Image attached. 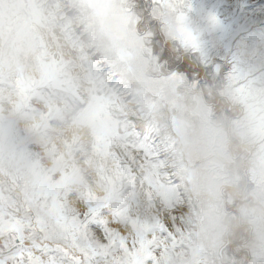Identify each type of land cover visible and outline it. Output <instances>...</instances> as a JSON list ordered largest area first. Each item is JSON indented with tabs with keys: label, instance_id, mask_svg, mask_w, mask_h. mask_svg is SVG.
Wrapping results in <instances>:
<instances>
[{
	"label": "rangeland",
	"instance_id": "374dc122",
	"mask_svg": "<svg viewBox=\"0 0 264 264\" xmlns=\"http://www.w3.org/2000/svg\"><path fill=\"white\" fill-rule=\"evenodd\" d=\"M187 4L211 66L200 80L162 74L132 0H109L103 16L97 0H0V193L20 201L59 182L103 196L112 165L95 146L136 115L165 131L180 179L175 264H264V26L241 35L238 19L257 0ZM162 35L173 42L174 28ZM90 47L120 63L126 96L94 93L80 59Z\"/></svg>",
	"mask_w": 264,
	"mask_h": 264
},
{
	"label": "snow or ice",
	"instance_id": "6c2138e0",
	"mask_svg": "<svg viewBox=\"0 0 264 264\" xmlns=\"http://www.w3.org/2000/svg\"><path fill=\"white\" fill-rule=\"evenodd\" d=\"M108 2L97 0L98 15L105 14ZM187 7V0H132L162 74L200 80L211 66L206 69L197 59V37L185 24ZM238 19L241 35L264 26V0L246 6ZM165 23L174 28L171 43L162 35ZM80 59L97 96L105 90L127 95L120 63L94 47ZM95 147L112 165L110 176L98 174L103 196L59 182L26 191L20 201L0 193V264H175L186 209L180 179L169 166L165 131L127 115L116 123L115 134Z\"/></svg>",
	"mask_w": 264,
	"mask_h": 264
},
{
	"label": "bare ground",
	"instance_id": "6f19581e",
	"mask_svg": "<svg viewBox=\"0 0 264 264\" xmlns=\"http://www.w3.org/2000/svg\"><path fill=\"white\" fill-rule=\"evenodd\" d=\"M39 24V23H38ZM37 29H39V28H37ZM84 131H86V130H84ZM87 132V131H86ZM70 136V135H69ZM62 138V137H61ZM112 169V168H111Z\"/></svg>",
	"mask_w": 264,
	"mask_h": 264
}]
</instances>
